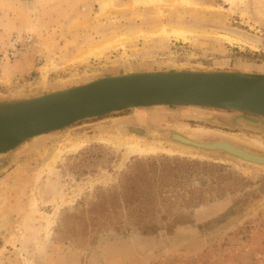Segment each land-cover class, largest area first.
Listing matches in <instances>:
<instances>
[{
    "label": "rangeland",
    "instance_id": "rangeland-1",
    "mask_svg": "<svg viewBox=\"0 0 264 264\" xmlns=\"http://www.w3.org/2000/svg\"><path fill=\"white\" fill-rule=\"evenodd\" d=\"M103 1L0 0V99L67 88L106 72L183 68L264 73V0H162L158 6L112 0L99 12ZM161 26L187 31L189 41L132 39L100 58L77 62L91 46ZM44 65L49 69L42 76ZM243 120L235 113L193 107L128 109L20 144L10 168L0 174V264H264V167L195 151L133 155L123 162L122 147L98 140H124L130 135L116 127L130 123L198 140L225 138L264 152V134L241 129ZM68 137L89 142L33 180ZM153 158L212 166L213 181L203 189L224 197L193 209V223L170 235L95 234L74 226L69 215L78 203L93 201L98 188L119 185L120 174L134 159Z\"/></svg>",
    "mask_w": 264,
    "mask_h": 264
},
{
    "label": "water",
    "instance_id": "water-1",
    "mask_svg": "<svg viewBox=\"0 0 264 264\" xmlns=\"http://www.w3.org/2000/svg\"><path fill=\"white\" fill-rule=\"evenodd\" d=\"M193 107L238 114L240 128L264 134V73L231 70L106 72L82 84L43 89L0 99V174L12 165L13 150L75 122L128 109ZM216 124H220L216 122ZM122 134L152 137L195 152L221 153L264 167V152L225 138L198 140L172 130L149 131L121 123Z\"/></svg>",
    "mask_w": 264,
    "mask_h": 264
},
{
    "label": "trees",
    "instance_id": "trees-1",
    "mask_svg": "<svg viewBox=\"0 0 264 264\" xmlns=\"http://www.w3.org/2000/svg\"><path fill=\"white\" fill-rule=\"evenodd\" d=\"M212 169L196 161L134 159L120 174L119 185L95 190L93 201L78 203L69 219L82 232L136 231L152 236L163 231L170 235L176 227L193 223V209L224 197V193L204 190L213 181ZM186 183L189 186H181Z\"/></svg>",
    "mask_w": 264,
    "mask_h": 264
},
{
    "label": "bare ground",
    "instance_id": "bare-ground-1",
    "mask_svg": "<svg viewBox=\"0 0 264 264\" xmlns=\"http://www.w3.org/2000/svg\"><path fill=\"white\" fill-rule=\"evenodd\" d=\"M182 2L188 3V0H181ZM229 3H232L233 0H225ZM133 5H149V6H158L162 3V0H132ZM164 3V2H163ZM112 4V0H104L102 3H99V12H103L106 10L108 6ZM212 9V8H211ZM188 32L181 29V28H171L167 30L165 27H159L158 30L151 31V32H143L137 31L133 32L130 35L121 34L115 39L110 41L103 42L96 46L89 47L85 52H83L80 58L77 59V62H86L89 58H100L105 55L107 51L110 49H115L117 47H124V43L128 42L132 39H149L151 37H162V38H173L175 40H182L183 42H188ZM226 38V37H225ZM227 41L232 42L233 39L226 38ZM52 65V64H51ZM49 65H44L41 68L42 76H45L48 72ZM98 140L103 142H108L116 147H122L123 151V162L129 157L133 155L142 156V155H151V154H179V155H194L192 150L188 147L184 146H170L165 145L160 141H148L144 138H139L136 135H130L126 137L124 140H118L117 142H113L112 139H105L99 138ZM89 142L87 138H65L64 140L60 141L57 147L54 150V153L49 158V160L41 167L33 180H36L43 171L50 170L52 165L56 162V160L64 154L76 152L80 148L84 147L85 144ZM49 224V223H48Z\"/></svg>",
    "mask_w": 264,
    "mask_h": 264
},
{
    "label": "crops",
    "instance_id": "crops-1",
    "mask_svg": "<svg viewBox=\"0 0 264 264\" xmlns=\"http://www.w3.org/2000/svg\"><path fill=\"white\" fill-rule=\"evenodd\" d=\"M140 31H143V30H140ZM137 32V31H136ZM143 32H148V31H143ZM149 32H151V31H149ZM135 33V32H134Z\"/></svg>",
    "mask_w": 264,
    "mask_h": 264
}]
</instances>
